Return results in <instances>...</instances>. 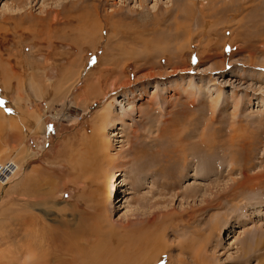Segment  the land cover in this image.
Listing matches in <instances>:
<instances>
[{"label": "rangeland", "instance_id": "374dc122", "mask_svg": "<svg viewBox=\"0 0 264 264\" xmlns=\"http://www.w3.org/2000/svg\"><path fill=\"white\" fill-rule=\"evenodd\" d=\"M211 1L176 14L181 36L166 55L150 45L167 42L162 20L176 0H0V166L19 168L0 190V264H76L44 238L60 229L91 256L125 255L145 239L167 250L133 264H200L197 241L234 264L242 238L264 241V190L238 200L232 191L243 168L264 176V49L253 61L230 58L229 46L222 55L262 11L235 9L239 0L211 10ZM201 14L209 24L198 27ZM254 255L250 264L264 263L263 244Z\"/></svg>", "mask_w": 264, "mask_h": 264}, {"label": "bare ground", "instance_id": "6f19581e", "mask_svg": "<svg viewBox=\"0 0 264 264\" xmlns=\"http://www.w3.org/2000/svg\"><path fill=\"white\" fill-rule=\"evenodd\" d=\"M237 2V1H236ZM258 2L256 5H255V8L254 10H258L259 12L261 13H258L256 14L253 18H250L248 19L247 21H245L243 24H241V26L239 27L240 30V34L244 37V45L243 43H239V41L236 40V38H232L230 39L229 41H227L224 46H222L223 48V57L226 56V53H225V49L228 48L227 46H229V48H231V53H230V58L234 57L235 55H238L239 53H243V52H248L249 53V56H248V59L250 61H253L255 56V51L256 49L258 48L257 45L258 43H260L262 46V49H264V38L263 35H264V0H239L238 1V4L236 6L235 9H239L240 11L243 10L244 7H246L247 4H254ZM192 2H190V0H176V2L174 3V6L175 7V11L176 13L173 14V16H168V17H165L163 20H162V24L163 26L162 27H165L167 29V31L169 32L168 35L166 36V39L163 38V41L166 40L167 42L164 41V45L162 46H157V45H150L151 49L153 48V50H159L161 51L163 54H168L169 52V47L166 46V45H169V46H173V43L175 40H177L181 35L180 33V29L183 27V25L181 24H178L177 23V16L176 14H178L179 16L182 15L183 13L185 12H188L190 14H193L194 13V8L192 7ZM221 4L222 5V9L221 6L219 5ZM219 5V6H218ZM210 9H218V11H230L231 7L227 6L225 4V1L224 0H213L211 1L210 3ZM171 8V7H170ZM234 9V8H232ZM234 9V10H235ZM253 9V8H252ZM172 10V9H171ZM248 10V9H247ZM246 10V11H247ZM244 11V10H243ZM121 12V11H120ZM162 11L160 9L157 10V12L155 14H159L161 13ZM170 12V10H169ZM239 12V11H238ZM245 12V11H244ZM167 13V12H166ZM221 13V12H220ZM118 14V13H117ZM163 14V12H162ZM197 14V13H196ZM226 14V13H225ZM165 15V14H164ZM163 15V16H164ZM159 16V15H158ZM195 17V16H194ZM236 17V16H235ZM239 17V16H238ZM230 18V17H229ZM159 19V18H158ZM205 20V15L203 16V14H201V16H199L197 18V26L200 27L202 24H209V23H206L203 21ZM161 21V20H160ZM157 22V21H156ZM147 23V22H146ZM155 24V23H153ZM157 24V23H156ZM158 25V24H157ZM208 26V25H207ZM152 27V26H151ZM158 27V26H157ZM156 27V28H157ZM209 27H211L209 25ZM149 28V27H148ZM210 30V29H209ZM151 31V30H150ZM203 31V30H202ZM208 31V30H207ZM206 30L204 33H201V35L203 37L206 36V34L208 33ZM149 32V31H148ZM211 33V32H210ZM214 33V32H213ZM217 34L220 36L223 35V33H221V30H219V32H217ZM227 34V32L225 33V35ZM208 36H211V34H207ZM155 36V35H154ZM255 37V38H254ZM152 43H156L158 42V39L157 38H153ZM165 46V47H164ZM186 49V48H185ZM176 51V49H175ZM178 52V51H177ZM147 64V63H146ZM177 64V63H176ZM177 70V69H176ZM156 74V72H155ZM154 74H152V72H149V73H146V75L144 76L145 78L147 79H153L154 77L152 76ZM157 75V74H156ZM155 76V75H154ZM128 82H130L129 80L127 81H122V84L124 83V85H120L118 86V90H123L124 91L127 89V84ZM116 87V86H115ZM113 87V93L110 94V97L112 100H115L116 97L114 95H117L119 94L120 92L118 90H116V88ZM38 90V89H37ZM122 92V91H121ZM155 97H152L150 101H153ZM164 97V96H163ZM166 98V97H164ZM110 99V100H111ZM218 100V99H217ZM113 103V102H112ZM216 104V103H215ZM216 106V105H215ZM113 105L110 103L108 104H105L104 108L101 109L102 112L100 114V120H104L105 118L109 117L111 114H112V108ZM132 112H135V111H132ZM99 119V117H98ZM106 121V120H105ZM236 144V143H235ZM101 147L103 146L107 148V143L104 142V141H101L100 143L98 142V146ZM196 147H197V144H195ZM204 145V144H202ZM201 145V146H202ZM212 145V144H210ZM209 145V146H210ZM218 145H221V144H218ZM217 143H216V146H218ZM201 146H199L201 148ZM207 146V145H206ZM208 146V147H209ZM215 146V145H214ZM213 146V147H214ZM222 146V145H221ZM232 146V145H231ZM234 146V145H233ZM101 147L98 149L99 151V156H101L102 158H105V157H108L107 156V153H103L105 152L106 150L104 149H101ZM198 147V148H199ZM203 147V146H202ZM212 147V148H213ZM230 147V146H229ZM199 148V149H200ZM204 148L206 149V147L204 146ZM226 148V147H225ZM217 149V148H216ZM233 149V148H232ZM230 149V151L232 150ZM202 150V148H201ZM221 150V149H220ZM229 150V149H228ZM234 150V149H233ZM214 151V149H213ZM212 151V152H213ZM218 151V150H217ZM215 151V152H217ZM227 151V150H226ZM204 152V150H203ZM206 152V151H205ZM213 152V153H215ZM220 152V151H219ZM208 153V152H207ZM225 153V152H224ZM223 153V154H224ZM11 159V158H10ZM1 157H0V164H1ZM8 165H11V173L8 174L4 179H3V183L4 185H8L12 179H16V177H18V171H19V168L17 166V164L14 162V159L12 160H9L5 163H3L1 166H3V169L1 172L4 173L5 171V168L8 166ZM0 166V167H1ZM247 169H249L248 167H246ZM246 168H243L241 169V174H242V178L240 180H237V182L235 183L236 185H234L232 191L235 192V194L233 195L235 197L236 200L240 199V197H242L244 195L245 192H248V191H251V192H254V191H258V190H264V176L262 174H255V175H249L247 174V170ZM234 170V169H232ZM117 175V174H116ZM121 175V174H120ZM184 177V176H183ZM220 177V176H219ZM116 178V177H115ZM262 178V180H261ZM115 182H117V179L115 180ZM236 186V187H235ZM114 190V189H113ZM220 190V189H219ZM230 191V193L232 192ZM119 194V193H118ZM116 195V194H115ZM118 196V195H117ZM223 196H221L220 198H222ZM217 199V198H216ZM219 199V198H218ZM232 201V200H231ZM239 206L236 205V208L237 209ZM229 213V212H228ZM228 213L224 214L223 217L220 218V221L221 222H218L216 224L218 225H215V229L216 231H218L217 229L221 230V227L223 225H225V221L227 220V216H228ZM222 218H223V222H222ZM99 219V218H98ZM225 220V221H224ZM230 221V219H229ZM262 223V222H261ZM258 230H261L260 227H257ZM97 232V231H96ZM75 234V232H74ZM246 233H244L245 235ZM50 235V234H49ZM48 235V236H49ZM48 236H44V238H47L49 239L48 241H55L54 243V251L59 253L60 256H70L72 257L73 260H78V261H81L83 260L84 258L88 260V262L86 264H133L134 262H137L139 259L140 260H147V258L145 257V254L147 253V249L149 247V242L150 241H147L146 239L143 240V241H129L127 244L129 246V249L128 251L126 252V254H122V255H114V256H107L105 253L106 251L104 252H100L98 256L96 255H93L91 256V253L89 250H87V248L83 247V245L77 241H74V243L72 244V241L71 239H68V233L62 231L61 229L60 230H56V232H54L53 234H51V238H49ZM72 238V237H70ZM205 239V238H204ZM207 239V238H206ZM205 239V240H206ZM231 240V239H230ZM233 240V239H232ZM248 238L245 236L244 238H242L240 240V247L237 248L238 251H237V255L239 256V259L238 260H235L234 264H250L251 261L254 259V258H259L260 255H254L256 254L259 250H261V246L262 244L264 245V241H256L254 243H251V244H247V241ZM70 241V242H68ZM152 242V241H151ZM156 241H154V244L153 247H152V255L156 256V259L158 258L157 256L160 257L161 254L163 253H167L166 251L162 250V247L155 243ZM198 242H201V248H198V250H196V254H193L194 256L196 257L197 261L200 263V264H218L219 262V259L216 258L215 254L214 255H208L207 252H208V243L207 241H197L196 244ZM48 243V242H47ZM153 243H151L152 245ZM195 243H192V245H186V246H182L180 248V253L181 254H190V253H193L195 249H193L194 245H196ZM161 247V248H160ZM196 247V246H195ZM83 248V249H82ZM50 249V248H49ZM148 249V251L150 250ZM83 250H85L84 252H86V250L90 253H84ZM151 250H150V253H151ZM158 251V252H157ZM164 251V252H163ZM156 253V254H153ZM93 253H95L93 251ZM149 253V252H148ZM96 254V253H95ZM114 254V253H113ZM148 255V254H147ZM47 257L50 256V255H46ZM151 256V257H153ZM142 257V259H141ZM151 261H153V259L148 256ZM148 258V260H150ZM207 258V259H206ZM211 260L210 263L207 262V260ZM180 259V258H179ZM72 260V261H73ZM142 260V261H143ZM218 260V261H217ZM47 261V260H46ZM76 261V264L77 262ZM150 261V262H151ZM155 261V259H154ZM153 261V262H154ZM158 261V259L156 260ZM48 262H50V259L46 262V264H48ZM58 264H63V262H58L56 261ZM179 262V264H189L187 260H179L177 261ZM45 263V261H44ZM50 264V263H49ZM68 264V263H67ZM258 264H264L262 262H259Z\"/></svg>", "mask_w": 264, "mask_h": 264}, {"label": "built area", "instance_id": "2783aa9c", "mask_svg": "<svg viewBox=\"0 0 264 264\" xmlns=\"http://www.w3.org/2000/svg\"><path fill=\"white\" fill-rule=\"evenodd\" d=\"M3 169V166L0 167V190H2L4 188V183H3V179L11 173V165H8L6 168H5V171L4 173L1 172Z\"/></svg>", "mask_w": 264, "mask_h": 264}]
</instances>
